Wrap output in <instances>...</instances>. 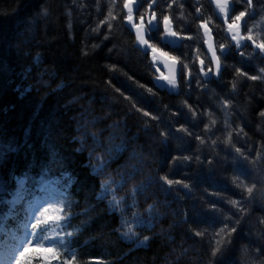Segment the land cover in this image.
Here are the masks:
<instances>
[{
    "label": "trees",
    "instance_id": "16d2710c",
    "mask_svg": "<svg viewBox=\"0 0 264 264\" xmlns=\"http://www.w3.org/2000/svg\"><path fill=\"white\" fill-rule=\"evenodd\" d=\"M124 1L0 0V178L11 191L19 177L29 190L57 181L66 216L59 264H264V56L245 61L229 50L218 81L194 89L181 76L198 77L199 59L210 65L199 21L217 47L230 46L224 26L209 0H154V13L186 37L170 49L160 25L151 33L180 61L178 93L160 90L124 24ZM234 3L232 19L258 21L257 9ZM225 98L242 108L238 117L228 109L239 129L231 142L243 150L220 160L201 143L199 116ZM238 154L256 156L254 165L244 168ZM247 174L251 194L237 186Z\"/></svg>",
    "mask_w": 264,
    "mask_h": 264
},
{
    "label": "rangeland",
    "instance_id": "374dc122",
    "mask_svg": "<svg viewBox=\"0 0 264 264\" xmlns=\"http://www.w3.org/2000/svg\"><path fill=\"white\" fill-rule=\"evenodd\" d=\"M138 1V6L140 5V0ZM147 1V4L145 5V7H143V11L140 12V16H142L143 18V28L145 29V31H147V33L150 30V26H149V21L151 20L153 22V24L155 23V19L158 22V25H160V27H162L163 22L165 21V18L169 19L171 21V18L168 17H161L159 18L157 16V14L154 13L153 8L155 7L154 5V0H144ZM257 7V13H259V17L256 18L254 22V25H252V22L248 23V27L247 31L245 29V32H242V25L244 24V22L246 23V15L244 17L241 18V33L239 35H237V39L240 41V47H236V40H233L232 37L234 35H236V33H234V31L229 32L232 36L229 37L228 39L230 40V47L228 48H222L219 49L218 52L216 53L220 56V54L223 53H228L229 50H232L234 52V54H237L240 58L244 59L245 61H249L250 60V56L247 54L249 52H251L252 54H258L260 57L264 56V51H261L256 45L260 44L258 42H256V40L254 39L255 36L259 37L257 35V33L261 30V26H264V0H259V2H257L255 4ZM253 0H250V3H248V7L249 9H251L250 14H254L256 12L255 7H253ZM260 7V9H259ZM217 15V14H216ZM156 16V17H153ZM239 16V15H238ZM218 17V16H217ZM204 21H199V25L201 23H203ZM239 22V21H238ZM238 22H235L234 24H238ZM141 23V17L137 18V15L135 17V25ZM172 23V21H171ZM229 24H233V22H229ZM244 28V27H243ZM151 31V30H150ZM160 32L162 33V30H160ZM157 34L156 36H158L157 38L160 40V37L163 35ZM260 33V32H259ZM147 35H145L144 39L147 40L148 45H151L150 40L147 39ZM161 35V36H160ZM177 35L181 36V38H184V35H180L177 33ZM251 35L252 36V40L247 39V37ZM228 36V35H226ZM186 38V37H185ZM184 38V39H185ZM188 39L190 37H187ZM153 41V40H152ZM151 41V42H152ZM140 44V42H139ZM141 45V44H140ZM189 45V44H187ZM186 45V46H187ZM144 46V45H143ZM152 46V45H151ZM186 47V51H187ZM216 49V48H215ZM218 57V56H217ZM201 62V59L198 60V68H199V64ZM180 64V61H179ZM203 69L199 68L198 69V77L193 78V74L191 73L190 70H186L184 72V74L181 76V79L184 78L186 84L192 80L193 85H194V89L198 88L197 85H200L201 87L200 90L202 89H206L208 87L207 83V79H214L216 78V74L218 73V69L217 67V62H213V64L210 65V68H207L206 63L203 62ZM220 66L223 65L222 60H220L219 62ZM209 69V70H208ZM203 70V72H202ZM165 73V70L162 71V73ZM181 73V72H180ZM193 75V76H192ZM210 75V78L207 77ZM237 80H239L240 82L245 81V78L242 74H237L236 75ZM190 79V80H189ZM178 89V88H177ZM166 91L168 92H172L175 91V89L173 87L168 88ZM229 103L228 104L226 103ZM234 101H232L231 99L227 100L226 98L223 100H219L218 103L215 105V107L210 110H206L204 113L201 112L199 117V120L201 119L203 125L205 127H203V130L201 128V131H204V136L206 137V139H204L203 145H205L206 149L212 151L213 155L212 157H216L218 159H222V156H225V153L228 151L227 149H234L235 151L237 149H239L240 153L243 149L239 148L236 144V142H231V137L233 136L234 132H239L237 126H233V124L231 123V119H232V113L228 112V108L231 109L232 112H235V114H237V117L239 115H241V112L239 111L238 107L236 105H234ZM209 112V113H208ZM234 114V115H235ZM202 116H204L205 118H203ZM198 119V118H197ZM241 120V119H240ZM213 121H215V123H213ZM229 134H231L230 136V142H229ZM209 137V138H208ZM213 141H215V143H213ZM234 141V140H233ZM253 144V143H252ZM254 145V144H253ZM255 146V145H254ZM251 147H253L251 145ZM222 148V149H221ZM251 158H254V156L249 155ZM238 158L241 159V165L244 168L250 169L249 166L250 165H254V164H250L249 161L251 163L254 162V160L256 159V156L254 158V160H250V158H248V156H246L245 154H242V157L239 156L238 154ZM238 159V161H239ZM248 160V161H247ZM248 163V164H247ZM252 175L247 174L245 177H241L239 176L238 178L236 177V179L238 180V183L241 184V187H244L246 189L247 188H251V186L254 188L255 185L251 182L250 179H248V177H250ZM54 185L50 184L49 181H45L42 183V185L39 187V193L41 195V197H32L31 201L28 203V223L27 225H25V230L23 232V234H25V238L22 240L21 243V248L16 249L15 252L16 253H20V252H24L25 249H27L26 246H23L25 243V240H27L29 238V236L33 235V233L35 232H39V243H37V237L35 239V241L32 244V247L28 248V251L26 252L25 255H27V253L29 254V256L31 254H38L39 256H41L42 258H44L48 263L50 264H57V260H56V248L57 246H59L61 244V242L63 241V234L60 233V226L62 223V210H61V203L58 199V193H57V187L55 186V183H53ZM6 192L5 190V183L2 179H0V211L2 210L3 206L8 203L11 206H13L14 204H17L19 202V198L17 197V194H10V196L5 197L6 195L4 194ZM44 193V195H43ZM6 200L7 202L4 203ZM7 205V204H6ZM47 217H52L53 219L49 220L47 225H41L40 227H44L46 228L45 231L40 232L39 228H34L33 226L37 224L38 221H43L45 220ZM51 224V226H50ZM25 247V248H24ZM45 248H51L53 249V252H46L43 251V249ZM24 254V253H23Z\"/></svg>",
    "mask_w": 264,
    "mask_h": 264
},
{
    "label": "water",
    "instance_id": "95a60500",
    "mask_svg": "<svg viewBox=\"0 0 264 264\" xmlns=\"http://www.w3.org/2000/svg\"><path fill=\"white\" fill-rule=\"evenodd\" d=\"M213 7H214V11H216V14L218 16V18L224 23V25L226 26V33L228 35V37H231L232 35L229 33L231 31H234V33H238V35L241 33V21L238 22V24H231L232 28L231 30L229 29V22L228 19L231 15L232 12V8H233V1L232 0H227L228 3V9H226L225 12H220L219 9L217 8V0H210ZM220 3L223 4V0H220ZM130 5L133 9L132 11V18L131 21H129L128 18V8L125 7V5ZM138 7V1L137 0H125L124 2V11L127 15L126 19H125V24L126 26H128L132 31H134L137 34V31L139 28L143 29V38L145 37V35L147 34V31H145V29L143 28V25H141V23L136 24L135 25V11ZM135 25V27L133 26ZM239 26V27H237ZM166 28L168 29V31H166ZM201 34L203 35V39H204V45L206 47L207 50V54L210 57L212 63L213 62H217V60L215 58H213V50L216 53V49H215V45H214V36L212 34V30L209 26L208 23L203 22L199 25ZM163 35H162V40L169 43V44H176L178 45L179 42L181 41V37L178 35H171V32H174V28H173V24L171 23V21L169 19L165 20L163 22ZM211 45V48H210ZM144 48H146V51H149V49L151 50V54H150V59H152V63L154 64V68L155 65H158L160 68H162L163 70H165V73H162L158 70L159 72V77L154 79V82L156 84V86L160 89L162 88H166V90L168 88H171L172 86L168 83V80L164 79V77H168L169 79H172L173 77H175L176 80V87L174 88L175 91H177L178 88V76H179V62L176 58H169L167 55H165L163 52L159 51L158 49H156L155 52H153V47H148V45H144ZM156 57V59L154 60L153 57ZM217 57V56H216ZM200 68L203 69V64L200 62ZM217 67V66H215ZM156 69V68H155ZM223 69L222 66L219 67L218 73L216 74V78L218 77V75L220 74L221 70ZM157 70V69H156ZM203 72V70H202ZM210 78V75L207 76Z\"/></svg>",
    "mask_w": 264,
    "mask_h": 264
},
{
    "label": "snow or ice",
    "instance_id": "6c2138e0",
    "mask_svg": "<svg viewBox=\"0 0 264 264\" xmlns=\"http://www.w3.org/2000/svg\"><path fill=\"white\" fill-rule=\"evenodd\" d=\"M245 2H246V3H250V0H245ZM125 7L128 8V18H129V21H131V18H132V11H133V9H132V7H131L130 5H127V4L125 5ZM217 8L219 9L220 12H225L226 9H228V3H227V0H223V4L220 3V0H217ZM111 15H112V13L109 12V16H111ZM244 16H245V13H244V12H241V13L239 14V16H236V17H235L234 23H235L236 21H240L241 18L244 17ZM165 20H167V18H165ZM148 23H149V26H150V30L158 29V27H159L158 23H157V24H153V22H152L151 20H150ZM141 25H143V18H142V17H141ZM133 26L135 27V25H133ZM245 26H246V25H245ZM109 27H111V25H109ZM237 27H239V26H237ZM231 28H232V25L229 24V29L231 30ZM94 31H98V29H94ZM166 31H168L167 28H166ZM170 34L173 35V36L176 35L175 32H171ZM237 35H238V33H237ZM237 35H234V36L232 37V39H233V40H236V47L239 48L241 45H240V41L237 39ZM105 38H107V37H105ZM137 39L139 40L140 44H142V45H148L147 40H145V39L143 38V29H142V28H139L138 31H137ZM247 39L252 40V36L249 35V36L247 37ZM256 46H257L261 51H264V43L257 44ZM148 47H152V46H151V45H148ZM210 48H211V45H210ZM155 51H156V49L153 48V52H155ZM221 54H225V53L222 52ZM213 58H215V59L217 60V69L219 70V67H220V64H219V58L216 57V53H215L214 50H213ZM153 59L155 60L156 57L154 56ZM173 59H174V58H173ZM201 63H203V62H201ZM183 67L186 68L187 65H183ZM260 71H261V73H264V68L260 69ZM250 78H251V79H256L257 77H250ZM164 79L168 80V83H169L173 88H175V87L177 86V85H176L175 77H173L172 79H169L168 77H164ZM233 87L235 88V84L233 85ZM145 115H147V113H145ZM261 115H264V113H262ZM213 123H215V121H213ZM185 131H186V130H185ZM230 136H231V134H229V142H230ZM201 143H203V141H201ZM213 143H215V141H213ZM236 151L239 152V149H237ZM162 179H164L169 185H171V184L173 183V181L168 180L167 177H162ZM176 183H179V181H177ZM237 186L239 187V186H241V185L238 184ZM102 187H103V185H102ZM184 187L187 188L188 185H185ZM247 191H248L249 194H251V192L253 191V189L249 187V188H247ZM113 199H114L115 203H116L117 205H119L120 201H119V200H116L115 197H114ZM231 203L233 204V206H236V204H237L236 201H232ZM51 219H53V218H52V217H47V218H46L45 220H43V221H38L37 224L34 225L33 227H34V228H39V229H40V232H43V231L46 230V228H44V227H40V226H41L42 224H43V225H47L48 221L51 220ZM229 219H230V218H229ZM234 230H235V229H233V231H234ZM223 231H224V230L221 229V232H223ZM39 234H40L39 232H35V233H33V235L37 237V243H39ZM199 234H200V233H197V235H199ZM69 235H71V234L69 233ZM217 235H220V234L217 233ZM145 239H146V238H145ZM223 242H224L223 239L217 241V247H216V249H215V250L213 251V253H212L213 256H215L216 253L220 251V244H222ZM27 251H28V250L25 249V252H27ZM43 251H46V252H53V249H51V248H45V249H43Z\"/></svg>",
    "mask_w": 264,
    "mask_h": 264
},
{
    "label": "bare ground",
    "instance_id": "6f19581e",
    "mask_svg": "<svg viewBox=\"0 0 264 264\" xmlns=\"http://www.w3.org/2000/svg\"><path fill=\"white\" fill-rule=\"evenodd\" d=\"M143 0H140V4H142L141 2H142ZM233 2H234V0H232ZM209 2H210V4H211V6H212V3H211V1L209 0ZM147 4V1H144V7H145V5ZM155 4H156V2H155ZM137 10H138V8H137ZM123 11H124V6H123ZM124 15H126V13H125V11H124ZM126 17H127V15L125 16V19H126ZM141 16L140 15H137V18H140ZM124 24H125V20H124ZM126 25V24H125ZM129 28V27H128ZM129 30L131 31V33L133 34V37H135V42H134V47L135 48H137V49H139L141 52H142V54L143 55H145V56H147L148 57V55H150L151 54V50L149 49V51H146V48H144V46L141 44H139V40L137 39V34L134 32V31H132L130 28H129ZM203 41V45H204V40H202ZM204 49H205V53L207 52V50H206V47H205V45H204ZM151 69L153 70V73H154V76H153V82H154V79H156V78H158L159 77V72H158V70H156L155 68H154V66H152L151 65ZM190 80V79H189ZM218 81V80H217ZM192 82V80H190L187 84H190ZM154 84H155V82H154ZM235 84V88L236 89H239L240 91H241V87L245 84V81H243V82H240L239 80H235L234 82H233V85ZM156 85V84H155ZM198 87H201L200 85H197ZM238 90V91H239ZM237 91V92H238ZM170 93H172V92H170ZM173 93H178L177 91H173ZM172 93V94H173ZM234 105H235V103H234ZM237 107H238V109H239V111H242V108L237 104L236 105ZM229 112H230V110L229 109H227ZM209 113V112H208ZM247 118L248 117H246V121H247Z\"/></svg>",
    "mask_w": 264,
    "mask_h": 264
}]
</instances>
